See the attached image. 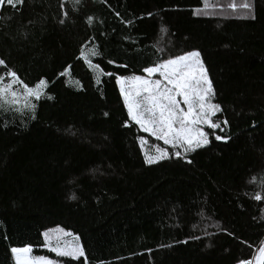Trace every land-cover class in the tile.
Returning a JSON list of instances; mask_svg holds the SVG:
<instances>
[{
	"label": "trees",
	"instance_id": "16d2710c",
	"mask_svg": "<svg viewBox=\"0 0 264 264\" xmlns=\"http://www.w3.org/2000/svg\"><path fill=\"white\" fill-rule=\"evenodd\" d=\"M210 1L26 0L21 12L0 10V58L30 87L47 82L34 112L23 101L0 107V264L25 245L82 264L42 247L56 227L79 237L87 264H238L254 254L264 240V200L252 198L264 181L255 143L264 109L250 107L264 104V0L223 17L200 12ZM193 50L223 109L216 119L229 122L215 134L231 139L210 135L204 148L179 157L169 148L146 164L153 139L128 121L115 76Z\"/></svg>",
	"mask_w": 264,
	"mask_h": 264
},
{
	"label": "snow or ice",
	"instance_id": "6c2138e0",
	"mask_svg": "<svg viewBox=\"0 0 264 264\" xmlns=\"http://www.w3.org/2000/svg\"><path fill=\"white\" fill-rule=\"evenodd\" d=\"M74 2L81 4V0H74ZM25 3L26 0H0V10L12 9L14 13H18L22 11ZM61 7L63 8V5ZM228 7L236 11L238 6L230 3ZM239 7L251 11L254 5L245 2ZM64 16L67 17L68 13L64 12ZM0 19L3 17L0 16ZM92 20L93 17L89 16L87 23L91 24ZM44 22V18L39 21L41 26ZM29 23L36 24L37 21L32 20ZM58 23L64 25L65 19H59ZM161 30L166 31L163 26ZM81 54L83 55V52ZM108 63L112 64L114 61L109 60ZM92 67L100 72L101 76L106 74L100 69L99 64H94ZM0 69H3V74H0V107L11 105L19 111L18 106L23 101L24 107L34 112L36 105L32 103V100H40L44 95L47 82L40 79L35 86L30 87L3 58H0ZM142 73L141 75L115 76L123 105L127 110L128 121L134 122L144 133H148L157 141L170 145L172 149H175L172 154L179 157L181 149L184 153H190L204 148L211 143L210 135H214L216 141L227 142L231 139L226 135L215 134L216 130L223 131L222 123L227 127L229 122L216 119L217 113L223 112V109L219 103L214 102L216 95L214 85L201 59L200 51H186L183 54L158 58L152 66L143 67ZM154 76L158 78H153ZM97 83H100V80H97ZM105 115L108 114L105 113ZM125 126H128L127 121ZM205 127L211 132L205 131ZM144 142L141 139V143ZM156 152L157 155H145L146 164H155L169 158L170 154L166 149L157 147ZM188 162L191 163V161ZM260 187L261 191H256L252 195L257 202L264 200V181L261 182ZM72 198L75 199V197ZM261 219H264V216ZM68 235L70 234L63 230L45 231L42 233V247L58 258L72 260L84 258L82 264H87L84 248L78 243H68L65 239ZM249 247L251 248V245ZM9 251L14 264H60L59 260L48 256L32 255L31 245L11 246ZM238 264H264V240L260 242L250 258L240 259Z\"/></svg>",
	"mask_w": 264,
	"mask_h": 264
},
{
	"label": "rangeland",
	"instance_id": "374dc122",
	"mask_svg": "<svg viewBox=\"0 0 264 264\" xmlns=\"http://www.w3.org/2000/svg\"><path fill=\"white\" fill-rule=\"evenodd\" d=\"M245 2H249V0H239L238 2L235 3L238 6L237 7L238 10L241 9V11H245V12L249 11V10L242 9V8L239 7V5H241L242 3H245ZM230 3H234V0H215V1H210V2L205 4L206 6L200 12H202L204 14H208V15L217 16V17H223V16L229 15V14L231 15V14L235 13V11H232L228 7V5ZM129 76H131V75H129ZM153 78H158V77L154 76ZM258 108L264 109V104H261V105L260 104H255V105H252L250 107V109L255 110V111ZM151 139H153V141H152V143L149 146L147 144H143V151H144L143 153H145V155L146 154H148V155H157L158 154L156 152V148L157 147L163 148V149H166V150H169V148H171L170 145H166V147H162V145L164 146L163 142L162 141H157L154 137H152ZM255 143L260 145V146L262 145V148H264V130H263V132L261 131L260 133L256 134ZM262 152H264V150ZM262 160H264V157H263ZM263 163H260V164H263ZM61 230H63V232H67V233L70 234V235H68L65 238L68 243H78V244L81 245L79 237L77 235H75V233H73V232H71L69 230L67 231V229H65V228L56 227V228L50 229L49 231L50 232H58V231H61ZM32 255H35V254L32 253ZM60 264H64V263L60 262Z\"/></svg>",
	"mask_w": 264,
	"mask_h": 264
}]
</instances>
